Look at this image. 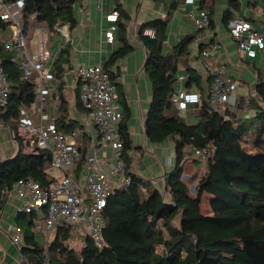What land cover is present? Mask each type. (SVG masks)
<instances>
[{"label":"trees","instance_id":"obj_1","mask_svg":"<svg viewBox=\"0 0 264 264\" xmlns=\"http://www.w3.org/2000/svg\"><path fill=\"white\" fill-rule=\"evenodd\" d=\"M23 2L24 32L34 22L50 32L54 31L57 21L65 23L69 29L76 26L74 5L77 0ZM230 4L234 8L237 6L233 2ZM115 11L120 47L103 65L114 82L116 75L109 71L110 67L132 49L126 41L124 25L128 15L119 6ZM231 17L232 12L225 11L223 22L227 24ZM5 26L0 21V27ZM144 28L155 30V39L141 36ZM141 29L139 38L146 50L144 71L152 88L143 124L146 139L148 143L161 144L171 138L174 144L175 163L165 174V191L162 193L148 180L130 173V184L113 192L104 209V246L97 248L92 240L84 238V245L77 252L65 244L71 237L70 230L61 228L47 250L50 264H264V80L256 85L257 98L249 103L248 109L253 111L251 118L237 119L231 114L225 119L221 113L208 111L202 98L203 117L193 125L182 123L167 112L173 109L170 97L175 90L178 58L186 53L194 36L182 39L175 52L164 55L166 22L154 20ZM202 50L203 45L200 46ZM13 58V51L0 43V59L10 87L7 110L0 114V122L15 130L12 122L19 117L21 106L29 108L35 101V85L22 78V71ZM69 58V50L64 49L53 63L56 78L62 77L63 66L69 64ZM186 73V87L199 88V76L191 69ZM119 100L123 106L119 129L124 143V161L129 168L131 159L127 152L132 148V141L127 122L130 113L124 99ZM59 103L60 130H80L81 125L66 122L67 102L61 95ZM17 141L18 153L0 161V213L5 203L2 191L11 190L17 181L32 179L42 187L51 183L44 173L50 154L44 151L23 153L22 143ZM210 142L215 146L213 158L206 162L207 172L195 183L192 195L188 183L182 180L185 148H204ZM142 189L147 190L146 195ZM204 194L209 197L208 215L201 210ZM33 218L34 214L18 213L13 223L22 234L16 248L26 264L41 262L45 250L44 241L35 236ZM157 247L162 249L158 251Z\"/></svg>","mask_w":264,"mask_h":264},{"label":"built area","instance_id":"obj_2","mask_svg":"<svg viewBox=\"0 0 264 264\" xmlns=\"http://www.w3.org/2000/svg\"><path fill=\"white\" fill-rule=\"evenodd\" d=\"M23 7V0L10 3L0 0V21L10 31L6 48L18 51L12 61L19 65L22 78L35 85L33 105L29 108L21 106L19 117L13 121L15 130L11 129L10 134L22 142L29 154H37L39 151L50 154L44 173L51 183L42 187L32 179L19 180L11 190L4 189L2 193L5 201L10 195L18 201L15 215L34 214L35 229L45 237L43 258L38 264H50L47 250L57 230L61 228L70 230L71 236L73 233L82 234L84 238L92 240L97 248L104 246V209L108 199L116 190L127 187L130 184V173H134L126 167L124 161V143L119 129L123 113L119 106L117 87L101 63L81 66L75 71L79 102L86 112L84 130L63 132L54 118L49 116L45 107L50 82L58 80L54 75L53 57L48 46L50 31L46 27L36 30L38 47L36 52L30 54L21 20ZM98 8L101 10V0H98ZM117 16L114 11L106 16V21L115 23ZM192 20L194 28L199 31L210 24L209 14L204 9L199 10ZM226 27L236 43L239 56L251 60L260 56L264 62V35L254 29L248 19L235 15L227 21ZM68 29V25L61 21H57L53 27L65 41L69 39ZM115 31L116 25H111L104 32L107 43L115 40ZM141 36L155 39L156 32L144 28ZM211 49L218 52L220 45L215 43ZM208 56L209 51L201 52L206 69L210 68L206 61ZM177 79L181 83L185 78L179 76ZM234 89L235 84L225 73L224 66L213 70L206 95L208 111H236L243 106L250 115L248 106L252 99L257 98L256 92L241 100L232 96ZM9 92L10 87L0 59V114L7 110ZM170 101L173 109L181 113L198 108L202 96L182 86L174 90ZM2 125L0 122V130ZM189 147L191 156L203 163L211 160L215 152L212 142L204 148ZM142 193L146 195L147 190L142 189ZM3 233L8 235L15 247H19L22 234L15 224H8Z\"/></svg>","mask_w":264,"mask_h":264},{"label":"crops","instance_id":"obj_3","mask_svg":"<svg viewBox=\"0 0 264 264\" xmlns=\"http://www.w3.org/2000/svg\"><path fill=\"white\" fill-rule=\"evenodd\" d=\"M230 2H233L234 6H237L234 8ZM117 6L128 15V20L124 22V25L126 30V41L132 49L122 58L118 59L115 64L110 67L109 71L111 70L114 75H116L115 83L117 84L118 99H124L130 113L127 122L128 133L132 141V148L127 152L130 159H137L138 155L142 154V150L138 151L141 147L135 146L134 144L136 137L139 139L138 134L140 136L143 135V137L141 136L143 142L145 145L147 143L143 124L152 99L151 84L148 75L144 71L146 50L139 38V33L142 30L141 28L145 24L154 20L166 22L165 40L162 45L164 55L175 52L177 45L182 39L190 35L194 36V40L188 45L186 53L178 58L175 90L182 86L186 87L188 77L186 73L187 69H191L195 75L199 76L201 83L199 88L192 85L188 89L200 93L205 101L209 85L212 81V72L221 66H224L225 73L232 78L235 84V89L232 94L234 98H239L241 100L248 98L255 92L256 85L259 81L264 80V67H261L264 66V62L260 56H257L253 60L239 56L236 43L229 35L226 23L223 22L224 12L230 10L232 16H244L252 23L254 29L264 35V0H204L203 3H201V0H101V10L98 8V0H77L74 5L76 26L73 29H68V41H65L59 34V37L63 39L64 42L57 50L50 46V40L48 43L52 53L53 63L64 49L69 50L70 55L69 64L63 66L65 72L62 77L57 81L50 82V93L47 97V104L45 107L49 116L53 117L56 121L58 128L57 118L60 115L59 96L61 95L67 102L68 117L66 122L73 121L81 125L80 130H84L83 124L86 120V112L79 102L75 71L81 66L99 63L104 65L109 61L111 55L120 47L117 28L114 33L115 40L112 43H107L103 36L108 27L116 25V23L107 22L106 16L114 12ZM202 9L208 12L211 23L206 29L199 31L194 28L192 18L196 17L197 12ZM32 20L35 21V19ZM38 28L45 27L34 22L33 25L28 28L27 32H25L28 43L27 51L30 54L36 52L38 47V36L36 34ZM9 39V28L7 26L3 28L0 27V43L4 46H8ZM215 43L220 45L218 52L211 49ZM201 45L204 46L205 51H209V56L206 60L210 66L209 69H206L203 65V59L201 57V52L203 50L200 51ZM9 50L13 51L14 57L17 56V50L13 48ZM70 74L73 77V84H66V78L68 76L70 77ZM179 76L185 78L181 83L177 79ZM68 96L70 100L73 98V101H70ZM118 101L120 108L123 109L120 100ZM71 104L72 106H70ZM200 106L196 109L192 108L186 112H181L183 116L189 114L195 119L191 125L197 123L203 117V111ZM242 112L243 111L240 109L236 111L226 110L221 112V114L224 115L225 119H228L231 114L236 115L237 119L249 118L247 117L249 115L247 112ZM252 115L253 111H251L249 116L251 117ZM137 123L139 124L138 126ZM140 127L142 128L141 132ZM75 131L79 130L75 129ZM4 142H6V144L9 143L10 146L0 150V161L12 158L19 151L18 141L11 136L9 128L2 125L0 130V144H4ZM156 149L163 151L162 147ZM156 149H151L147 155L154 157L153 152ZM172 151L174 152V145ZM22 152L29 154L25 151L23 145ZM188 154L191 155L190 153ZM187 157L186 155V160ZM157 160L159 166L152 169V174L149 178L142 177L138 174L135 167L132 166L133 160H131V167L128 169L142 179L148 180L152 187L163 192L165 174L173 168L175 155L173 161L172 159H167L165 161L167 166H164L160 158H157ZM186 160L183 164H185ZM201 164L203 165L204 163L201 162ZM201 169H203V167L195 170L191 169L190 174L193 178L198 179ZM17 206L18 201L13 195H10L9 198L6 199L0 213V224L4 221L5 228L8 224H11L9 222L10 220H14ZM1 238L4 239V242L2 243L0 241V264L24 263L17 248L10 242L8 235L2 232Z\"/></svg>","mask_w":264,"mask_h":264},{"label":"rangeland","instance_id":"obj_4","mask_svg":"<svg viewBox=\"0 0 264 264\" xmlns=\"http://www.w3.org/2000/svg\"><path fill=\"white\" fill-rule=\"evenodd\" d=\"M49 40H50V46H52L55 50H57V48L59 46H61L64 42L63 39H61L59 37V33L57 31H52L49 33ZM258 62V60H257ZM261 66V65H260ZM262 68L264 66H261ZM66 81L67 83L66 84H73V77L72 75L70 74V77L68 76L66 78ZM69 97V96H68ZM69 100H70V97H69ZM70 101H73V98H71ZM72 106V104L70 105ZM244 113L245 110L243 109L242 110ZM167 115L168 116H171V117H174L176 120L182 122V123H185V124H188V125H191V123H193L195 121V119L193 117H191L189 114H187L186 116H183L180 112H177L175 109H172L170 110L169 112H167ZM253 116V115H252ZM249 118H251L249 115L247 116ZM139 124L137 123V126ZM142 131V128L140 127V132ZM4 132V131H2ZM139 132V133H140ZM141 134V133H140ZM139 139H135L134 141V144L135 146H140L141 149H138V151H141L142 150V154L141 155H138V158L135 159H131L133 160L132 161V166L135 167L136 171L138 172V174H140L142 177H145V178H149L151 177V174H152V169L153 168H157V166H159V163H158V160L157 158H160L162 163L164 164V166H167V164L165 163V161L167 159H174V152L172 151V148H173V140L171 138H168L166 139L163 143L159 144V145H153L151 143H146V145L144 144L143 142V135H139ZM5 144V145H4ZM0 144V150H3L5 148H8L10 146V144H6V142H4ZM145 147V149H144ZM162 147L163 148V151H160L159 149H156V148H160ZM156 149L154 150V157H151V156H148L147 153H149V151H151V149ZM185 152H186V155L188 156L187 157V160L184 164V168H183V176H188L189 180H185L184 177H182V180L187 182L188 183V187H189V193L190 194H194V191L192 190V187H194L195 183L202 177L206 174L207 172V167H206V163H204L203 165L201 164L200 161H198L197 157L195 156H191L189 155L188 153L191 154L190 152V148L187 147L185 148ZM194 160V161H192ZM131 167V166H130ZM201 171H200V175L198 177V179L196 178H193L192 175L190 174L191 173V169L195 170V169H199V168H202ZM201 210H202V213L205 214V215H208L210 214V208H209V197L204 195L202 197V201H201ZM10 223H14V220H10L9 221ZM5 222L3 221L2 224H0V241L3 243L4 242V239L1 238V234L3 231H5ZM35 236L36 238L41 241V242H45V237H44V234L35 230ZM66 245H68L70 248H72L73 250L75 251H79L83 245H84V236L82 234H79V233H73L72 236L70 237V239L68 241L65 242ZM158 251L162 249V247H157L156 248ZM23 261V260H22ZM24 263H21V264H26L25 261H23Z\"/></svg>","mask_w":264,"mask_h":264},{"label":"water","instance_id":"obj_5","mask_svg":"<svg viewBox=\"0 0 264 264\" xmlns=\"http://www.w3.org/2000/svg\"><path fill=\"white\" fill-rule=\"evenodd\" d=\"M9 130H11L10 128H9ZM14 157V156H13ZM12 157V158H13ZM9 159H11V158H9ZM192 190H193V187H192ZM164 191H165V186H163V192L162 193H164Z\"/></svg>","mask_w":264,"mask_h":264}]
</instances>
